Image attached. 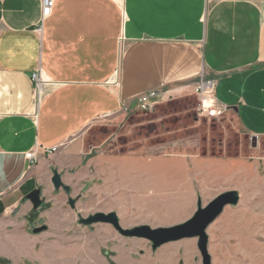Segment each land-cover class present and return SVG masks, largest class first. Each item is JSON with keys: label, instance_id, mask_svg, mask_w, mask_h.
Segmentation results:
<instances>
[{"label": "crops", "instance_id": "crops-1", "mask_svg": "<svg viewBox=\"0 0 264 264\" xmlns=\"http://www.w3.org/2000/svg\"><path fill=\"white\" fill-rule=\"evenodd\" d=\"M37 71L38 103L31 79ZM202 78L214 81L216 105L243 135L264 139V0H55L42 21L41 0H0V257L9 264H157L147 243L137 250L107 224H79L86 211L76 214L75 206L97 180L103 177L112 193L102 159L83 161L94 147L85 152L80 135L135 112L138 97L151 90L165 100L194 97ZM30 150L38 156L33 164L25 159ZM186 151L162 155L178 159L151 180L161 199H178L173 185H183L191 216L202 190L220 181L219 168L240 162L225 191L237 192L239 229L264 232L256 205L264 197L261 177L245 181L241 157ZM53 170L69 193L54 189ZM35 188L37 209L26 198ZM38 226L46 228L33 234ZM243 240L254 246L250 235ZM173 253L162 263L179 264Z\"/></svg>", "mask_w": 264, "mask_h": 264}, {"label": "rangeland", "instance_id": "rangeland-1", "mask_svg": "<svg viewBox=\"0 0 264 264\" xmlns=\"http://www.w3.org/2000/svg\"><path fill=\"white\" fill-rule=\"evenodd\" d=\"M195 107L194 97L168 99L158 103L150 112L100 121L97 126L85 129L80 135V140L85 144L84 150L86 152L90 147L94 148L89 156L83 154V161H88L90 157L102 159L103 174L113 194H106L108 189L102 177L97 180V188L88 190L75 206L76 214L81 209L86 211L85 214H78L83 217L96 212H115L122 227L146 224L156 228L186 221L192 216L187 189L183 185H173V192L178 193V199H161L155 183L151 181L159 170L178 159L164 156L182 150L204 155L241 157L245 181L246 177H261L259 191L264 194V139L254 141L243 135L231 113L199 117ZM236 163H225L219 168L220 181L212 185L213 188L210 186L202 190L195 210L198 202L205 206L218 192L234 187L235 171L240 172V162ZM86 169L87 175L94 173L93 167ZM167 190H171L170 187ZM206 198L209 199L204 204ZM256 205L260 212H264V197ZM65 207L69 209L67 204ZM236 216V206H226L206 229L211 264H239L238 257L240 260L242 258V264H264V238L261 236L264 232L257 234V231L247 228L242 231L237 226ZM260 216L264 221L263 213ZM261 230H264V224ZM248 235L255 241L254 246L251 245L252 241L247 243L243 240V237L248 240ZM127 241L137 250L145 244L137 239ZM172 252L179 253L173 260L175 263L200 264V255L193 239L166 244L150 255L153 263L163 264L162 257ZM145 262L152 264L150 259Z\"/></svg>", "mask_w": 264, "mask_h": 264}, {"label": "water", "instance_id": "water-1", "mask_svg": "<svg viewBox=\"0 0 264 264\" xmlns=\"http://www.w3.org/2000/svg\"><path fill=\"white\" fill-rule=\"evenodd\" d=\"M252 139L255 141L256 137H252ZM252 146L255 147V144ZM51 183L56 190L61 189L65 193L70 192V188L62 182L61 176L56 170L52 171ZM26 198L31 202L34 209L40 207V189H33ZM67 202L70 208H74L76 199L69 197ZM237 202L238 195L235 190L219 193L205 206H202L198 202L195 212L189 219L180 224L168 227L152 228L146 224H142L131 228H123L115 212H96L87 217L78 216V222L83 225L96 223L109 224L124 237L148 240L153 250L170 242L183 239H195L201 264H211V258L207 249L208 237L206 229L222 213L226 206H235ZM45 228V226H38L33 228L31 232L37 234L44 231Z\"/></svg>", "mask_w": 264, "mask_h": 264}, {"label": "built area", "instance_id": "built-area-1", "mask_svg": "<svg viewBox=\"0 0 264 264\" xmlns=\"http://www.w3.org/2000/svg\"><path fill=\"white\" fill-rule=\"evenodd\" d=\"M55 0H41V21L48 17L53 9ZM37 31H40V27L37 28ZM32 81L35 82V100L37 103L40 100L42 94L43 83L40 79V71L34 72L31 75ZM214 81L211 79L202 78L193 88L194 98H195V110L196 115L199 117H216L225 112L224 108H221L216 105L214 100ZM138 107L128 114L134 113H146L153 110V108L161 102L165 101L163 93L157 90H151L147 93L142 94L138 97ZM57 146L54 147H44L43 152L52 153L57 150ZM37 152L34 150L27 151L25 153V159L29 164H33L37 161Z\"/></svg>", "mask_w": 264, "mask_h": 264}, {"label": "flooded vegetation", "instance_id": "flooded-vegetation-1", "mask_svg": "<svg viewBox=\"0 0 264 264\" xmlns=\"http://www.w3.org/2000/svg\"><path fill=\"white\" fill-rule=\"evenodd\" d=\"M39 189V188H38ZM94 214V213H93ZM89 215H91V214H89ZM89 215H87V216H89ZM87 216H85V217H87ZM83 217V216H82ZM80 224V223H79ZM97 224V223H96ZM80 225H83V224H80ZM91 225H94V224H91ZM91 225H83V226H86V227H89V226H91ZM107 225H109V224H107ZM110 227H111V229L117 234V236L121 239V238H124V239H137V240H142L143 242H145V243H147V247L152 251V252H155L157 249H155V250H153L152 248H151V243L148 241V240H145V239H140V238H130V237H124V236H122V235H120L111 225H109ZM135 226H138V225H135ZM122 227V226H121ZM134 227V226H133ZM123 228H131V227H123ZM195 242H196V240H195ZM107 255V257L109 256L108 254H106ZM200 264H201V258H200ZM111 262H112V264H115L112 260H109V263L111 264ZM179 264H182L181 262H179Z\"/></svg>", "mask_w": 264, "mask_h": 264}, {"label": "trees", "instance_id": "trees-1", "mask_svg": "<svg viewBox=\"0 0 264 264\" xmlns=\"http://www.w3.org/2000/svg\"><path fill=\"white\" fill-rule=\"evenodd\" d=\"M0 263H2V264H9L6 260H4L2 258H0ZM111 264H112V262H111Z\"/></svg>", "mask_w": 264, "mask_h": 264}]
</instances>
